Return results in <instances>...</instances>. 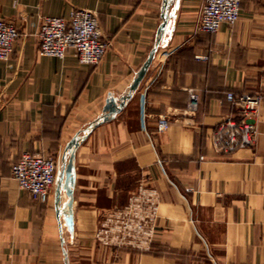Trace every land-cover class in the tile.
Returning <instances> with one entry per match:
<instances>
[{"label":"crops","instance_id":"0c3cea01","mask_svg":"<svg viewBox=\"0 0 264 264\" xmlns=\"http://www.w3.org/2000/svg\"><path fill=\"white\" fill-rule=\"evenodd\" d=\"M203 0H180L173 30L138 92L76 152L70 264H264V0H245L239 21L199 29ZM163 0H0V19L20 32L0 61V264H65L55 208L13 179L24 153L60 160L72 138L121 96L152 50ZM97 14L109 44L102 62L39 55L44 17ZM190 91L200 96L187 112ZM260 94L253 148L216 154L210 136L234 115L229 93ZM170 128L157 132L160 118ZM141 190L155 193L151 249L102 246L105 217Z\"/></svg>","mask_w":264,"mask_h":264},{"label":"built area","instance_id":"2783aa9c","mask_svg":"<svg viewBox=\"0 0 264 264\" xmlns=\"http://www.w3.org/2000/svg\"><path fill=\"white\" fill-rule=\"evenodd\" d=\"M142 1V0H136ZM245 0H203L199 29L217 34L224 25H235ZM37 36L39 55L65 58L72 49L83 64L99 65L109 49L104 41L97 14L87 9H74L69 18L44 17ZM20 32L12 22L0 19V61H9ZM228 102L234 115L223 117L210 136L211 149L219 155L251 149L257 139V120L263 103L260 94L229 93ZM200 96L190 91L187 112L196 114ZM170 128L168 118H160L157 132ZM59 173V160L51 156L24 153L12 167L13 179L19 188L40 203H48L55 189ZM156 218L154 192L141 190L133 194L126 206L109 213L98 227L95 239L112 249H131L147 252L151 249Z\"/></svg>","mask_w":264,"mask_h":264},{"label":"water","instance_id":"95a60500","mask_svg":"<svg viewBox=\"0 0 264 264\" xmlns=\"http://www.w3.org/2000/svg\"><path fill=\"white\" fill-rule=\"evenodd\" d=\"M179 3L180 0H163L162 22L157 31L155 44L143 66L136 73L130 86L121 96L109 94L102 114L72 138L59 160V173L55 186V208L65 264H70L67 247L73 242L74 234L73 202L76 184V152L95 128L103 123L112 121L117 114L123 111L128 102L132 100L134 95L138 92L158 50L169 40L173 30L174 20L176 19V14L179 9Z\"/></svg>","mask_w":264,"mask_h":264},{"label":"rangeland","instance_id":"374dc122","mask_svg":"<svg viewBox=\"0 0 264 264\" xmlns=\"http://www.w3.org/2000/svg\"><path fill=\"white\" fill-rule=\"evenodd\" d=\"M201 15V14H200ZM198 26H199V24H198Z\"/></svg>","mask_w":264,"mask_h":264}]
</instances>
